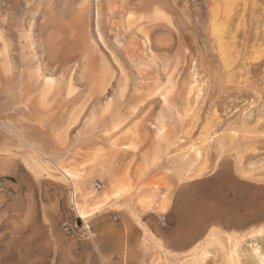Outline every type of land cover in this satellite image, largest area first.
Listing matches in <instances>:
<instances>
[{
  "label": "rangeland",
  "instance_id": "obj_1",
  "mask_svg": "<svg viewBox=\"0 0 264 264\" xmlns=\"http://www.w3.org/2000/svg\"><path fill=\"white\" fill-rule=\"evenodd\" d=\"M96 221L107 264H264V0H0V264Z\"/></svg>",
  "mask_w": 264,
  "mask_h": 264
},
{
  "label": "crops",
  "instance_id": "obj_2",
  "mask_svg": "<svg viewBox=\"0 0 264 264\" xmlns=\"http://www.w3.org/2000/svg\"><path fill=\"white\" fill-rule=\"evenodd\" d=\"M64 207H60L66 213L69 210L68 201L62 202ZM81 209H87L88 205H80ZM70 211V210H69ZM95 226L91 227L95 239L70 238L57 236L51 238L48 260L50 264H107V250L104 249L97 239L105 227L103 222H94ZM81 229H78L80 231ZM96 240V241H95Z\"/></svg>",
  "mask_w": 264,
  "mask_h": 264
},
{
  "label": "built area",
  "instance_id": "obj_3",
  "mask_svg": "<svg viewBox=\"0 0 264 264\" xmlns=\"http://www.w3.org/2000/svg\"><path fill=\"white\" fill-rule=\"evenodd\" d=\"M97 186H98V185H97ZM159 219H160V221H161L162 223H165V220H164L163 217H160ZM63 229H64V231H65V233H66L67 235H69V236H74V228H73V226H71V225H69V224H65V225L63 226Z\"/></svg>",
  "mask_w": 264,
  "mask_h": 264
},
{
  "label": "bare ground",
  "instance_id": "obj_4",
  "mask_svg": "<svg viewBox=\"0 0 264 264\" xmlns=\"http://www.w3.org/2000/svg\"><path fill=\"white\" fill-rule=\"evenodd\" d=\"M80 216H81V217H84V216H85V214H84L83 212H81Z\"/></svg>",
  "mask_w": 264,
  "mask_h": 264
}]
</instances>
